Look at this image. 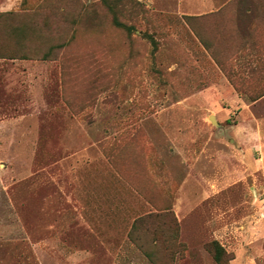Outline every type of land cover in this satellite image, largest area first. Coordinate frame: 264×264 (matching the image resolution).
<instances>
[{
    "label": "rangeland",
    "instance_id": "obj_1",
    "mask_svg": "<svg viewBox=\"0 0 264 264\" xmlns=\"http://www.w3.org/2000/svg\"><path fill=\"white\" fill-rule=\"evenodd\" d=\"M5 2L0 264H264V0Z\"/></svg>",
    "mask_w": 264,
    "mask_h": 264
},
{
    "label": "trees",
    "instance_id": "obj_2",
    "mask_svg": "<svg viewBox=\"0 0 264 264\" xmlns=\"http://www.w3.org/2000/svg\"><path fill=\"white\" fill-rule=\"evenodd\" d=\"M13 19H15V16L13 13L9 12V13H0V23L1 22H10ZM10 25V23H9ZM6 31L3 32V34H0V43L3 41L9 42V38L13 39V46L9 47V48H1L0 47V58H24L25 55H20L18 52H24L22 50V46L20 45L19 41L17 40V35L18 32L20 31V34H22V31L20 30V27L17 26H9ZM10 52V54L8 53ZM213 250H214V258L219 262L220 261V255H218L219 251H222L221 248L214 243L213 245Z\"/></svg>",
    "mask_w": 264,
    "mask_h": 264
},
{
    "label": "crops",
    "instance_id": "obj_3",
    "mask_svg": "<svg viewBox=\"0 0 264 264\" xmlns=\"http://www.w3.org/2000/svg\"><path fill=\"white\" fill-rule=\"evenodd\" d=\"M18 0H6L3 4L5 6L15 5ZM213 120V119H212ZM255 120V131L253 133L254 136V147L256 150H259L260 153L264 155V118H254ZM213 122H215L213 120Z\"/></svg>",
    "mask_w": 264,
    "mask_h": 264
}]
</instances>
